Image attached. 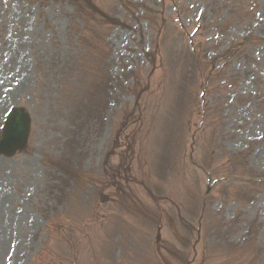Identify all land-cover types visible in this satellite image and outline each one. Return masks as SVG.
<instances>
[{"label":"rangeland","instance_id":"1","mask_svg":"<svg viewBox=\"0 0 264 264\" xmlns=\"http://www.w3.org/2000/svg\"><path fill=\"white\" fill-rule=\"evenodd\" d=\"M12 107L0 264H264V0H0Z\"/></svg>","mask_w":264,"mask_h":264},{"label":"water","instance_id":"2","mask_svg":"<svg viewBox=\"0 0 264 264\" xmlns=\"http://www.w3.org/2000/svg\"><path fill=\"white\" fill-rule=\"evenodd\" d=\"M28 126L29 121L23 111L13 110L5 124L4 135L0 142V152L11 155L16 149H20L25 144Z\"/></svg>","mask_w":264,"mask_h":264}]
</instances>
